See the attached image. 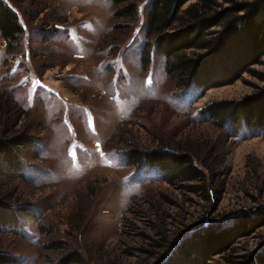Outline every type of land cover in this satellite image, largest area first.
Segmentation results:
<instances>
[{
    "label": "rangeland",
    "instance_id": "rangeland-1",
    "mask_svg": "<svg viewBox=\"0 0 264 264\" xmlns=\"http://www.w3.org/2000/svg\"><path fill=\"white\" fill-rule=\"evenodd\" d=\"M4 1L24 33L13 51L0 37V140L22 133L35 143L20 158L24 178L8 186L12 205L27 211L23 232L0 236L8 264H64L55 242L86 264H158L169 241L260 215L264 140L231 137L200 114L212 102L252 95L263 82L247 73L199 95L175 87L155 50L146 69L147 1L138 22L121 30L111 0ZM252 70L264 73V57ZM198 145L224 161L216 173L224 190L209 201L129 162L133 149ZM263 245L264 227L243 238L234 257L211 264Z\"/></svg>",
    "mask_w": 264,
    "mask_h": 264
},
{
    "label": "trees",
    "instance_id": "trees-1",
    "mask_svg": "<svg viewBox=\"0 0 264 264\" xmlns=\"http://www.w3.org/2000/svg\"><path fill=\"white\" fill-rule=\"evenodd\" d=\"M146 1L147 42L142 53L146 69L155 50L166 60V73L175 87L185 91L202 95L206 90L233 84L247 73L264 83V73L252 70L264 57V0H111L115 28L121 30L136 24L140 5ZM23 33L18 14L0 0V37L8 50L19 45ZM256 89L237 101L212 102L202 108L200 116L212 120L217 128L226 129L231 137L257 136L264 140V86ZM34 144L22 133L0 140V236L24 230L27 211L19 204L12 205L8 186L24 178L26 167L20 158ZM208 150L205 145L155 153L133 149L128 157L130 165H143L168 184L209 201L214 193L224 190L223 183L216 182V173L224 161L218 162L219 153L214 155ZM247 217L228 225L214 222L178 243L169 241L163 253L167 252L166 256L158 264H211L217 256H233L243 238L264 227V210L258 217ZM155 246L164 248L163 244ZM51 247L65 251L64 264H86L81 254L60 242ZM12 261L0 253V264ZM227 262L264 264V245Z\"/></svg>",
    "mask_w": 264,
    "mask_h": 264
}]
</instances>
